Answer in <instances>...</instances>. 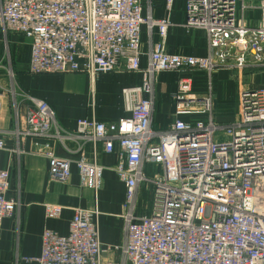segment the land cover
Segmentation results:
<instances>
[{"label": "built area", "instance_id": "1", "mask_svg": "<svg viewBox=\"0 0 264 264\" xmlns=\"http://www.w3.org/2000/svg\"><path fill=\"white\" fill-rule=\"evenodd\" d=\"M163 1L171 13L175 0ZM142 2L0 0V30L30 43V74H85L93 95L101 75L120 69L143 74L138 86L122 90L128 117L107 123L92 114L77 121L74 133L57 124L46 101L21 93L30 106L25 131L15 133L19 143L44 139L50 180L68 182L75 167L81 185L96 196L105 172L100 154L116 157L113 171L125 186V241L115 248L121 264H264V86L241 91L236 119L223 124L214 118L211 84L221 68L264 72V20L250 26L238 0H184V28L205 35L207 54L183 56L167 51L170 18L145 16ZM164 72L176 77V114L167 128L156 130V84ZM200 73L210 81L201 97L193 92ZM12 94L17 96L15 89ZM52 140L69 153L67 143L80 140V157H58ZM5 150L0 138V151ZM150 166L154 172L148 175ZM11 180L10 171L0 169V226L15 217L20 203L11 195ZM147 193L149 205L141 203ZM44 210L48 220L64 212L55 204ZM100 215L97 206L73 210L68 234L46 229L41 256L24 261L113 264L105 260L109 250L100 240Z\"/></svg>", "mask_w": 264, "mask_h": 264}, {"label": "crops", "instance_id": "2", "mask_svg": "<svg viewBox=\"0 0 264 264\" xmlns=\"http://www.w3.org/2000/svg\"><path fill=\"white\" fill-rule=\"evenodd\" d=\"M263 0H238L241 17L252 27H258L264 20L261 4ZM144 15L154 19L170 18L173 26L169 29L166 41L170 54L183 56H205L207 42L200 31L184 28L187 17L184 0H175L173 11L168 13L163 0H143ZM243 11V12H242ZM154 40H158L157 31ZM142 50L149 51L148 33L143 29ZM31 48L29 41L20 34L4 33L0 30V138L5 139L6 149L0 151V169L8 170L12 176V197L16 195L14 184L20 186V203L14 218L7 219L0 226V264H37L27 263L25 258H39L42 252V234L46 229L67 235L73 210H93L96 206L101 212L100 240L109 250L105 256L106 262L121 264L120 256L115 248L125 241V186L113 171L116 157L100 154L99 163L105 168L102 187L95 196L91 189L81 185L78 170L73 167L72 176L66 183L52 182L49 176V161L43 154L44 139L26 138L19 140L17 130L26 129V115L30 103L21 98L16 101L12 91L22 92L32 98L46 101L55 111L57 124L68 132H76L77 121L95 115L101 122L114 123L128 117L122 96L124 88L138 86L143 74L132 73L120 69L113 74L101 75L97 78L94 95L91 92V79L85 74L67 75H32L29 72ZM147 58L142 60L143 66ZM12 70L13 78L8 71ZM261 72V71H260ZM235 70L219 69L213 76L211 84L214 91V101L223 113L220 119L223 124L236 119L238 110L232 111L235 98L227 88L231 75ZM247 72H239V89L241 91L257 88L263 83L262 78L256 83L247 82L244 85ZM261 77V76H258ZM176 77L171 73H161L156 84L157 103L154 114V129L163 130L172 122L176 114L173 96L177 92ZM193 92L204 96L209 89L210 81L204 73L195 75ZM206 83L207 91H202ZM226 90V91H225ZM225 91V92H224ZM237 95V96H238ZM239 104V96H238ZM206 116L193 114L194 117ZM207 118V117H206ZM205 118V119H206ZM227 121V122H226ZM56 155L60 158L77 160L82 142L69 141L67 152L61 144L52 140L49 142ZM86 146L85 149H89ZM20 150L21 153L16 151ZM154 172L152 166L147 168V174ZM97 197V198H96ZM55 204L64 208L63 215L57 220H48L44 205ZM18 219V221H17Z\"/></svg>", "mask_w": 264, "mask_h": 264}, {"label": "rangeland", "instance_id": "3", "mask_svg": "<svg viewBox=\"0 0 264 264\" xmlns=\"http://www.w3.org/2000/svg\"><path fill=\"white\" fill-rule=\"evenodd\" d=\"M264 1V0H263ZM261 6L263 7L264 6V4L262 3L261 4ZM263 11H264V9H262ZM11 72H12V70H10L9 69V71H8V74L10 75V77H11ZM239 72L240 71H237V70H235V73H234V75H231V80L232 81H228V84H227V88L229 89V92H230V95L233 97V98H235V101H234V105H233V109H234V111H232V112H230V113H234L233 115H235V113L237 112V110H238V96L240 95H238V89H239V80L241 79H239ZM243 76H245V81H244V85H245V87L247 88V82L249 83L250 81L251 82H254L255 81V83H256V80L257 79H261L262 78V80H263V83L262 84H259V87H263L264 86V72L263 71H261L260 72V70H255V71H247V73L245 74V75H243ZM258 76H261V77H258ZM226 91V90H225ZM224 91V92H225ZM23 93V92H22ZM213 95H214V91H213ZM238 95V96H237ZM18 96H19V99L21 98V96H20V93L19 94H17V96H15L16 98H14L16 101L18 100ZM214 98H215V100H216V97H215V95H214ZM223 112L221 111V110H219V108H218V106L216 105V101H214V118L216 119V121H218L219 123H221V122H225V119H220L221 117V114H222ZM227 122V121H226ZM11 179H12V176H11ZM12 181V180H11ZM14 187H15V189H16V195H15V197L17 198V200L20 202V186H18V185H16V183L14 184ZM94 194H95V192H94ZM96 196V195H95ZM141 200H142V204H145V205H149L150 203H151V198L148 196V193H147V195L145 196V194H143L142 195V197H141ZM99 212H100V210H99ZM100 214H101V212H100ZM16 216V215H15ZM101 216V215H100ZM17 221H18V219H17Z\"/></svg>", "mask_w": 264, "mask_h": 264}, {"label": "trees", "instance_id": "4", "mask_svg": "<svg viewBox=\"0 0 264 264\" xmlns=\"http://www.w3.org/2000/svg\"><path fill=\"white\" fill-rule=\"evenodd\" d=\"M201 74V73H200ZM196 80V79H195ZM195 80H194V83H195ZM202 91H207V86H206V83L202 84ZM206 116H202V117H194V119H205Z\"/></svg>", "mask_w": 264, "mask_h": 264}]
</instances>
